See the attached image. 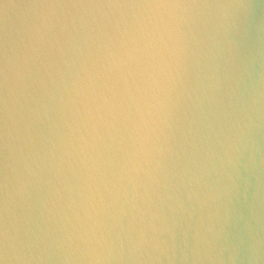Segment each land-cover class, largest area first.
I'll return each mask as SVG.
<instances>
[{"label": "clouds", "instance_id": "clouds-1", "mask_svg": "<svg viewBox=\"0 0 264 264\" xmlns=\"http://www.w3.org/2000/svg\"><path fill=\"white\" fill-rule=\"evenodd\" d=\"M0 264H264V0H0Z\"/></svg>", "mask_w": 264, "mask_h": 264}]
</instances>
